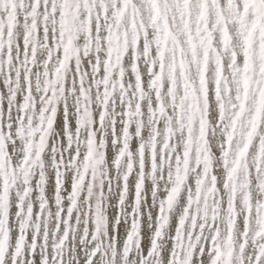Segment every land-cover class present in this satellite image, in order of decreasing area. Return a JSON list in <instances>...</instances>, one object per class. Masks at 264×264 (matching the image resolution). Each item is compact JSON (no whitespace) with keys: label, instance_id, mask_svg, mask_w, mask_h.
<instances>
[{"label":"snow or ice","instance_id":"obj_1","mask_svg":"<svg viewBox=\"0 0 264 264\" xmlns=\"http://www.w3.org/2000/svg\"><path fill=\"white\" fill-rule=\"evenodd\" d=\"M0 264H264V0H0Z\"/></svg>","mask_w":264,"mask_h":264}]
</instances>
